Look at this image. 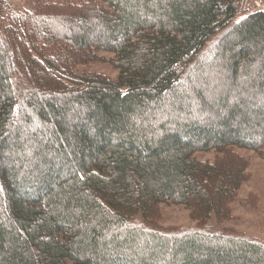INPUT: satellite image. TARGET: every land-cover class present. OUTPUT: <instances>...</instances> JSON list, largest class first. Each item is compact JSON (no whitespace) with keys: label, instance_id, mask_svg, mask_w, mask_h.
Listing matches in <instances>:
<instances>
[{"label":"trees","instance_id":"1","mask_svg":"<svg viewBox=\"0 0 264 264\" xmlns=\"http://www.w3.org/2000/svg\"><path fill=\"white\" fill-rule=\"evenodd\" d=\"M101 1L106 8L27 0L26 11L0 17V264H264L256 240L152 224L166 202L201 224L228 216L244 163L194 152L238 146L264 156L263 116L245 118L223 97L212 105L198 87L209 77L191 78L219 58V87L231 81L242 92V72L264 68V11L238 22L235 0ZM63 15L68 34L38 26ZM91 17L95 41L85 34ZM98 51L113 54L115 79L75 70ZM195 100L228 110L214 113L220 129L191 120ZM239 116L256 142L235 130ZM137 215L151 227L132 222Z\"/></svg>","mask_w":264,"mask_h":264},{"label":"rangeland","instance_id":"2","mask_svg":"<svg viewBox=\"0 0 264 264\" xmlns=\"http://www.w3.org/2000/svg\"><path fill=\"white\" fill-rule=\"evenodd\" d=\"M22 11L29 9V2L27 0H22ZM58 2H74L78 3H88L90 1H96L99 7L106 8L101 0H56ZM96 4V3H95ZM57 22L44 19L43 23H39L40 28L50 25L60 34H68L72 22L69 21V17H64ZM246 17V16H245ZM245 17H236V21H240ZM7 20H0V32ZM90 22L92 26L85 31L86 37L90 41H95L99 38L100 31L97 29V21L95 18L91 17ZM95 24V25H94ZM222 32L218 33L216 37H213L212 41L217 40ZM76 55V54H74ZM97 57L87 63L76 64L75 70L77 73L82 72H93L101 73L112 79H115L118 74V70L113 64V54L106 53L102 51L97 52ZM222 59L217 58L214 63H208L206 66L200 70L193 72L191 78L194 77H209L208 83L199 82L198 87L205 91V97L207 101L214 105L217 98H225L227 100L228 109H237L240 111L241 115L245 118L254 120L257 118V113L264 118V68L259 69L257 63L249 68V73L242 72L239 76V80L244 84V90L237 93L238 90L233 82L228 81L224 83L222 88L219 87L220 80L223 75H225L226 69L224 67V62ZM16 63L15 60H13ZM211 62V61H210ZM16 67V66H15ZM17 77L15 81H19V86L21 87L22 74L20 69L16 67ZM19 72V73H18ZM34 74V73H33ZM32 74V76H34ZM23 75V74H22ZM257 76L256 79L253 77ZM21 79V80H20ZM21 81V82H20ZM27 81V80H26ZM41 86V81L39 82ZM42 87V86H41ZM50 88L48 91H50ZM225 93V94H223ZM19 99L17 109L21 103V93L18 91ZM218 105H215L213 109H204L200 105V102L195 100L191 102V113L192 121H196L203 125H211L217 128L219 126V119L214 113L220 111ZM26 108V107H25ZM221 112V111H220ZM221 117L228 118V110H222ZM260 118V117H259ZM258 118V120H259ZM235 130H237L241 138L246 142H256L259 139V132L254 128V130L242 127L241 116L235 119ZM258 124V123H257ZM254 127V125H252ZM264 126V123H263ZM9 154H17L24 159H30L31 153L29 151H18L13 146L9 149ZM264 154V149L261 150ZM224 156L225 159L229 158L234 163H244V175L245 178L236 190L235 197L230 201L228 207V216L217 219L214 215H211L210 220L206 224H201L198 220L191 217L190 208L183 204H177L173 202H166L159 204L158 206V216L154 219L153 223L155 227L159 230L166 229V232H182V231H204L209 233H216L220 230L223 232L233 233L234 235H240L243 237L256 240L264 244V156H262L258 151L238 147L230 146L228 148H223L221 150L210 149V150H199L193 153V157L199 161H209L214 162L217 158ZM54 158L51 160L53 161ZM10 164L11 157L7 159ZM54 160L52 163H56ZM135 224L143 227L150 228L146 220L142 219L139 215L132 221ZM173 230V231H171ZM69 264H72L69 262Z\"/></svg>","mask_w":264,"mask_h":264},{"label":"built area","instance_id":"3","mask_svg":"<svg viewBox=\"0 0 264 264\" xmlns=\"http://www.w3.org/2000/svg\"><path fill=\"white\" fill-rule=\"evenodd\" d=\"M22 6L21 0H0V16L7 18L15 15ZM264 10V0H235V16Z\"/></svg>","mask_w":264,"mask_h":264},{"label":"snow or ice","instance_id":"4","mask_svg":"<svg viewBox=\"0 0 264 264\" xmlns=\"http://www.w3.org/2000/svg\"><path fill=\"white\" fill-rule=\"evenodd\" d=\"M239 22V21H238Z\"/></svg>","mask_w":264,"mask_h":264}]
</instances>
